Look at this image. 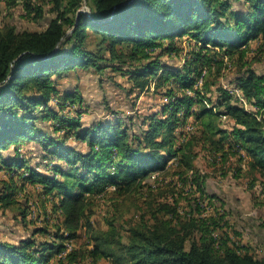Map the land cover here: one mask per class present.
<instances>
[{
	"label": "trees",
	"instance_id": "16d2710c",
	"mask_svg": "<svg viewBox=\"0 0 264 264\" xmlns=\"http://www.w3.org/2000/svg\"><path fill=\"white\" fill-rule=\"evenodd\" d=\"M6 2H22L36 21L44 5L55 16L41 31L0 28V173L9 178L0 203L18 204L17 181L21 190L39 187L54 229L0 240V264H264L234 240L240 234L232 233L227 204L208 191L194 151L200 144L212 160L229 150L245 161L252 185H264V74L251 68L264 58V0ZM183 51L182 65L172 64ZM226 61L236 67L241 97L219 82ZM108 69L128 77L129 95L153 88L168 103L142 119L118 114L83 124L85 112L75 109L82 98L59 81ZM184 126L193 136L177 131ZM108 193L134 209L122 223L113 217L94 226V202ZM22 218L35 220L26 211ZM66 244L74 245L69 252Z\"/></svg>",
	"mask_w": 264,
	"mask_h": 264
},
{
	"label": "rangeland",
	"instance_id": "374dc122",
	"mask_svg": "<svg viewBox=\"0 0 264 264\" xmlns=\"http://www.w3.org/2000/svg\"><path fill=\"white\" fill-rule=\"evenodd\" d=\"M52 7V5H44L43 19L36 21L26 15L22 2L9 6L6 0H0V28L9 23L14 25L18 31L44 30L48 21L55 16L51 12ZM81 11H89L86 4L83 5ZM92 41L93 39H88L89 47L93 49ZM185 45L186 43H183L184 48ZM251 45H255V42ZM185 54L186 51H183L181 57L174 55L171 61L172 64L180 67ZM167 59V56L163 57V60ZM251 68L259 74H264V58L254 61ZM236 72V67L232 66L229 61H226L224 68L221 69L222 76L219 78V82L223 87L230 89L238 97H241L233 82ZM131 86L132 82L128 80V77L121 76L120 73L112 72L110 69L106 70L103 75H99L92 70L78 71L77 73L69 74L59 81V88L72 90L82 98V108L77 106L75 109L78 111L82 109V112H85L82 116L83 124H89L100 119H111L118 114V117L141 116L140 118L142 119L146 115L160 111L161 107L168 103L167 99L162 95V91L156 92L153 88L147 93L129 95L124 89H129ZM190 95L193 94L191 93ZM208 96L211 97V95ZM215 96L216 94L214 93L212 98L214 99ZM243 106L248 111L255 112V108L245 100H243ZM232 124L231 120L222 119L221 125L225 129H230ZM186 129V126H184L177 131H185ZM194 130L195 128L186 130L189 133L186 134L187 137L193 136ZM176 133L178 135L179 132ZM181 138L179 136L178 143L182 142L183 139ZM31 148V144L23 146L24 150ZM194 151L197 154L195 159L196 167L203 174L208 175V191L217 195L227 204L224 209L227 208L230 211L228 221L232 227V233L236 232L240 234L238 236H235V234L234 240L240 241L243 245L247 246L255 256L264 258V185L258 183L253 186V177L248 174L245 161L240 163L238 156H234L229 150V155L226 159H223L219 154L215 158L213 157L214 160L212 158L213 161L207 158V150L200 144L194 147ZM169 164L171 165L172 161ZM0 180L1 191L3 187L2 183L9 181V178L7 175L0 173ZM17 183L20 192H16L15 199L18 201V204L7 209L0 203V240L17 242L19 239L28 237L30 230H33V228L49 227V230L53 231L52 224L48 223V212L42 207V202L44 201L43 198H40L39 187L34 188L27 184L25 185V189L21 190L23 187L22 182L17 181ZM115 198L117 199L114 194L108 193L94 202L91 216L94 226L105 227L106 220L113 217L122 223L131 216L130 212L134 209L129 203L131 200L117 199L118 202H115ZM122 201L124 202L121 206L119 204ZM23 211L28 212L33 217L32 219L35 220L24 222L22 218ZM80 233L85 235V230H82ZM36 239L44 240L40 236L36 237ZM83 240L75 243V246L66 244L65 247L68 250H71L73 246L78 249V245H81ZM79 264H90V262L85 261ZM95 264L111 263L107 260H102Z\"/></svg>",
	"mask_w": 264,
	"mask_h": 264
},
{
	"label": "built area",
	"instance_id": "2783aa9c",
	"mask_svg": "<svg viewBox=\"0 0 264 264\" xmlns=\"http://www.w3.org/2000/svg\"><path fill=\"white\" fill-rule=\"evenodd\" d=\"M152 178H154V176H153ZM69 250H70V249H69ZM69 250L67 249L66 252H69Z\"/></svg>",
	"mask_w": 264,
	"mask_h": 264
},
{
	"label": "bare ground",
	"instance_id": "6f19581e",
	"mask_svg": "<svg viewBox=\"0 0 264 264\" xmlns=\"http://www.w3.org/2000/svg\"><path fill=\"white\" fill-rule=\"evenodd\" d=\"M172 165V164H171ZM153 179V178H152ZM61 258V257H60Z\"/></svg>",
	"mask_w": 264,
	"mask_h": 264
}]
</instances>
